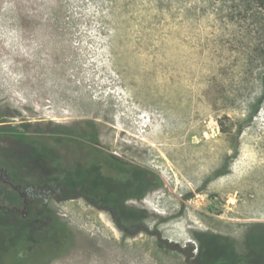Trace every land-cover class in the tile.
I'll return each instance as SVG.
<instances>
[{"label":"rangeland","instance_id":"obj_1","mask_svg":"<svg viewBox=\"0 0 264 264\" xmlns=\"http://www.w3.org/2000/svg\"><path fill=\"white\" fill-rule=\"evenodd\" d=\"M0 125L15 185L55 172L29 142L56 145L64 164L84 136L86 159L161 183L115 213L49 200L68 234L43 264H196L199 234L244 249L264 232V10L254 0H0ZM15 207L0 197V225L20 233L32 222ZM2 253L0 242L10 264Z\"/></svg>","mask_w":264,"mask_h":264},{"label":"flooded vegetation","instance_id":"obj_2","mask_svg":"<svg viewBox=\"0 0 264 264\" xmlns=\"http://www.w3.org/2000/svg\"><path fill=\"white\" fill-rule=\"evenodd\" d=\"M81 140L82 143L74 146L72 150L69 151L66 149V151L70 152L71 154L67 153L66 157L64 158V164L60 163L61 157L57 151L56 145H46L40 142L36 143V141L28 143L33 148L41 149L38 154H40L43 159H46L51 168L55 170L54 174L43 176L44 179L48 178L44 185L28 184L24 187L21 185H15V183L9 178V175L14 170L11 171L4 169L1 167L2 165L0 163V172L4 173V178H0V183L6 187H9L10 190L15 191L22 200L21 206L19 207L18 205L14 208L16 213L21 216L18 219L20 221L30 220L34 227L40 226L41 228L39 233L34 234V237H39L41 240L55 241L57 240L55 233L57 230L61 232V236L66 237L68 234L67 228L61 226V224L48 226L51 220H55V215L46 206L49 200H56L54 194L57 192V184L55 182L57 178H63L67 176L77 177L80 171H85V169L92 168L90 172L91 177L87 176L88 178L85 184L82 186V188L78 189L75 192V195H73L69 200L81 198L94 208L99 210H108L112 213H115L118 208H123L124 205H126L129 201L141 199L150 191L160 187H156V184L159 182L158 178L149 171L140 174V176L143 177L141 181L144 182V184L141 185L138 182L140 179H137V175H135V173L126 172L125 170H121L119 168L120 166H114L111 164L110 166L115 170V173H113L111 170L110 173L108 171L106 172L108 183H105L108 185L105 187L108 191L116 193L117 196H119V201H121V203L113 205L111 203L102 201V199L99 198V193L102 191L103 182H101V180L97 177V173L103 172L104 165L107 163L104 164L98 160L92 161L86 159V156L83 154V149L86 144L85 141L88 140V138L83 137ZM120 174H123V176H120ZM39 205H41L40 213L38 212ZM39 216H42V218ZM246 237H264V232L257 227L255 230L248 233ZM198 248L199 245L197 247V252Z\"/></svg>","mask_w":264,"mask_h":264},{"label":"trees","instance_id":"obj_3","mask_svg":"<svg viewBox=\"0 0 264 264\" xmlns=\"http://www.w3.org/2000/svg\"><path fill=\"white\" fill-rule=\"evenodd\" d=\"M254 1L264 10V0ZM106 163L103 172L97 173V177L103 182V188L99 193V198L104 202L117 205L121 203V201H119V196L114 192L108 191L105 187L108 185L106 172L108 171L110 173L111 170L115 173V170L110 165H117L120 166L119 168L121 170L135 173L137 179H140L138 182L141 185L144 184V182L141 181L143 177L140 176V174L145 173L146 170L126 167L118 162L106 161ZM91 170L92 168H88L85 169V171H80L77 177L67 176L57 178L55 180L57 184V192L54 194L55 199L59 202L71 199L72 196L75 195V192L82 188L87 178L91 177ZM120 176H123V174H120ZM47 180L48 178H42L35 185H44ZM160 185L161 183L158 182L156 187H159ZM0 197L8 199L16 206H20L22 202L21 197L15 191L10 190L7 192L1 187ZM1 211H5V209L3 208ZM39 217L42 218V216ZM59 224H61L60 221L55 218V220L49 222L48 226ZM61 226L65 227L62 224ZM40 230V226L34 227L32 224H24L23 229H21L19 233V231L13 232L12 227L1 224L0 242L3 246L2 258L10 264H43L48 259L54 257L66 237L61 236V232L57 230L55 232L57 240H41L39 237H34V234L39 233ZM263 238L264 237H247L244 249L239 250L235 241L227 237H221L214 234H199L196 237L199 245L196 255V264H264V243L261 242L263 241Z\"/></svg>","mask_w":264,"mask_h":264},{"label":"bare ground","instance_id":"obj_4","mask_svg":"<svg viewBox=\"0 0 264 264\" xmlns=\"http://www.w3.org/2000/svg\"><path fill=\"white\" fill-rule=\"evenodd\" d=\"M89 97V96H88ZM90 99V98H89ZM107 106V105H106ZM222 184V182H221ZM227 185V184H226ZM163 214V213H161ZM167 216V215H166ZM173 227V224L171 225H167L166 226V229H170ZM169 234L171 235V237H187V235L185 234H182L179 230H174L173 232H169Z\"/></svg>","mask_w":264,"mask_h":264}]
</instances>
